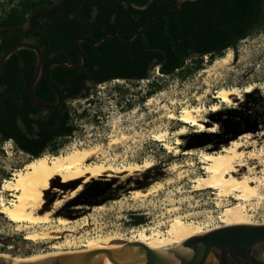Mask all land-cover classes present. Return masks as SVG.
I'll return each instance as SVG.
<instances>
[{
  "label": "rangeland",
  "instance_id": "rangeland-1",
  "mask_svg": "<svg viewBox=\"0 0 264 264\" xmlns=\"http://www.w3.org/2000/svg\"><path fill=\"white\" fill-rule=\"evenodd\" d=\"M17 1L0 0V19L17 4ZM228 56L229 66L225 69L214 67L219 58L210 61L209 57H203L202 69L184 79H181L180 73L165 77L154 70L150 73L149 79L144 81H113L95 87L90 85L87 99L68 103L72 114L76 115L77 131L64 140L63 147L57 155L76 148H94L97 152L90 160L91 163L103 162L120 167L150 161L153 167L148 171L155 174L165 171V177L155 180L152 187L146 191L136 187L117 191L118 197L112 198L111 202L101 209L94 207L95 210L85 211L72 219L57 213L65 205H71V201L82 193L87 184L73 199L55 209L51 207L55 195L46 193L45 204L42 209L35 212V215L42 217L47 214L49 218L47 224L33 227L16 226L0 214V256L17 260L56 252L68 254L82 250L85 242L92 238L113 235L131 239L136 238L141 231L147 234L158 231L165 233L169 223L175 219L203 226H220L223 211L237 201L231 196L217 198L214 190L194 191L193 181L207 176L202 169L203 164L200 163L203 153H217L239 137L219 146L216 142L221 141L212 142L208 146L190 150V155H184L186 152L184 148L187 143L190 144L191 136L200 135L195 133V127L188 126L186 134L178 138L180 146L177 147V153L174 151L168 153L162 143L155 142L152 136L168 131L170 135L166 139L167 142L175 143L172 133L180 123L168 120L167 114L173 113L178 116L184 108L191 106L209 109L215 102L212 97L222 87L238 88L242 96L234 99L231 107L221 104L218 113L231 111L233 107L237 109L238 105H244V108H241L242 113L249 117L255 114L259 106L264 110V29L239 42L234 50L226 51L223 58ZM192 64L188 61L186 66L191 67ZM250 85L256 90L248 95L243 94ZM149 92H153V95L147 96ZM150 99L151 104L146 105ZM82 111H85V115L78 118ZM216 114L207 110L201 115V119L207 121L205 123L207 127H212L213 125L208 126L209 117ZM214 125L217 126L216 133L222 129L220 123ZM244 135H248L249 139L239 140L245 144L241 150L245 156L252 151H263L262 162L246 160L247 165L253 169L250 176L262 182L258 186L260 197L253 198L247 203L246 209L254 224L264 225V129L259 130L257 134L247 131ZM200 140L207 138H197L191 143L197 144ZM45 156L50 158L56 155L46 153ZM30 160L12 142L0 143V190L3 182L12 178L13 173L22 169ZM148 171L111 181H116L118 184L115 185L118 188L128 181L133 182L134 179L142 177ZM246 173V169H243L240 176ZM157 187L159 189H156ZM126 191L151 193L144 198L131 200L132 193ZM2 196L4 204L12 200L8 193H3ZM134 210L148 217L141 227L129 226L130 219L133 218L129 214ZM59 219L67 221V225L59 226L57 224ZM31 232L48 234L49 237L38 241L25 240L24 237ZM261 253H264V249Z\"/></svg>",
  "mask_w": 264,
  "mask_h": 264
},
{
  "label": "trees",
  "instance_id": "trees-1",
  "mask_svg": "<svg viewBox=\"0 0 264 264\" xmlns=\"http://www.w3.org/2000/svg\"><path fill=\"white\" fill-rule=\"evenodd\" d=\"M262 29L264 0H18L0 19V56L26 40L41 50L44 68L54 61L81 64L74 49L79 38L96 44L110 33L126 43L142 33L126 46L108 36L97 48L79 43L83 69L52 67L49 72L62 97L61 107L52 111L36 108L27 95L35 54H13L0 73V143L12 142L31 160L57 155L77 131L76 115L67 104L87 99L90 85L144 81L154 70L165 77L180 73L184 79L202 69L203 57L222 58ZM33 96L46 105L57 101L43 77Z\"/></svg>",
  "mask_w": 264,
  "mask_h": 264
},
{
  "label": "bare ground",
  "instance_id": "bare-ground-1",
  "mask_svg": "<svg viewBox=\"0 0 264 264\" xmlns=\"http://www.w3.org/2000/svg\"><path fill=\"white\" fill-rule=\"evenodd\" d=\"M228 60L229 56L219 58L215 62L214 67L225 69L229 66ZM255 90L256 88L250 85L246 87L243 94L248 95ZM240 96L242 95L238 88L222 87L212 97L215 102L209 109L191 106L184 108L178 116L173 113L167 114L168 120L180 123V126L172 133V136L175 137V143L167 142L166 139L170 135L168 131L154 134L152 138L155 142L162 143L163 148L168 153L171 151L178 152L177 147L180 146L178 138L186 134L188 126L195 127V133L200 134L197 137H191L189 145L197 138L203 139L206 137L207 140H211L210 137L216 133L217 126L207 127L205 125L207 121L202 120L201 115L207 110L210 113L218 114L221 110V104L231 107L233 106V100L241 98ZM151 101L150 99L146 105H150ZM239 139H249V136L244 135L239 137L238 140L231 142L229 146L223 147L217 153H203L200 157V163L203 164L204 167L202 169L207 176L199 177L193 181L194 191L214 190L216 191L217 198L231 196L237 201L233 206L223 211L220 218V226H203L175 219L169 223L165 233L158 231L147 234L145 231H141L137 234L136 238L132 237L131 239L113 235L92 238L85 242L82 250L73 251L72 253H82L105 248L118 251L124 248L122 243H137L151 250L165 251L180 248L184 242L191 238L199 237L224 227L240 225L260 226L251 221L247 213L246 204L250 203L253 198L260 197L258 186L262 182L260 179L250 176L253 169L247 165L246 160L262 162L261 156L263 155V151H252L248 156H245V153L241 151L245 144ZM96 152L94 148H76L50 158L43 155L40 158L28 161L22 169L13 173L12 178L3 182L0 190V214L16 226L27 225L33 227L47 224L49 220L47 214L42 217L35 215L37 210L43 208L46 193H53L57 197L53 205H51L52 209H55L62 203L73 199L83 186L93 180L130 177L134 173H144L153 167V163L150 161L120 167L103 162L91 163L90 160L95 156ZM183 154L190 155L191 151H186ZM243 169H246L247 173L240 176ZM156 189H159V187ZM3 193H8L12 197V200L8 204H4ZM150 193L151 191H135L131 195V200L144 198ZM57 224L65 227L67 221L59 219ZM48 237V234L31 232L24 239L38 241ZM56 255L62 254L61 252H56L55 254L36 255L26 259L8 260L15 264L31 263ZM260 257L264 261V253H261ZM97 261L99 264H109L104 257L99 255H97Z\"/></svg>",
  "mask_w": 264,
  "mask_h": 264
},
{
  "label": "water",
  "instance_id": "water-1",
  "mask_svg": "<svg viewBox=\"0 0 264 264\" xmlns=\"http://www.w3.org/2000/svg\"><path fill=\"white\" fill-rule=\"evenodd\" d=\"M160 15L157 13L155 18ZM142 30L137 31L126 43H121L113 34H105L98 43L94 44L90 39L79 38L74 44V49L78 54L81 64L73 65L68 62L54 61L44 68L41 50L30 42H23L9 48L0 56V73L9 58L20 50H30L35 54L36 62L33 75L28 84L27 95L33 106L41 110L52 111L59 109L62 105V97L50 79L49 72L52 67H62L67 70H80L85 67V57L78 45L81 42L87 43L91 47H99L106 36L113 38L119 45H129ZM44 78L47 86L55 94L57 101L54 105H46L39 102L33 96V90L37 82ZM223 115L222 112L209 117L208 126L219 124L220 120L216 116ZM241 132L233 133L231 138L217 142V146L228 144L236 139ZM199 135L191 136L197 137ZM214 137L217 135H213ZM212 143V140H202L197 144H187L184 151L195 148H202ZM122 250L105 248L91 250L82 253H68L52 256L40 261L20 264H99L97 255L104 257L109 264H264L260 254L264 249V225L260 226H231L214 230L205 235L194 237L184 242L180 248H173L165 251L151 250L137 243H122ZM0 264H15L8 259L0 257Z\"/></svg>",
  "mask_w": 264,
  "mask_h": 264
},
{
  "label": "flooded vegetation",
  "instance_id": "flooded-vegetation-1",
  "mask_svg": "<svg viewBox=\"0 0 264 264\" xmlns=\"http://www.w3.org/2000/svg\"><path fill=\"white\" fill-rule=\"evenodd\" d=\"M242 107L244 108V105H238L237 109L233 107V109H230L231 111H222L223 115L219 117L222 129L217 131V136L211 137L212 142L215 143L216 141H223L226 138H229V136L233 135V131L241 132V134L238 136L240 137L247 131L257 134L259 130L264 129L263 108L259 106V109L255 112V114L249 117L247 114L242 113ZM243 126H245L244 129H242ZM230 131L232 133H229ZM164 177L165 171H162L161 174H158V172L155 174L153 171H148L142 177L134 179L133 182L128 181L118 188L115 185L117 183L116 181L107 179L91 181L84 187L82 193L77 195V197L71 201V205H65V207H63L57 214L68 219L79 217L81 214L85 213V211H93L95 210L94 207L101 209L102 206L110 203L112 198L118 197L116 195L117 191H122L133 187L146 191L147 188L149 189L152 187V183H154L155 180L163 179ZM126 193L131 194L132 192L126 191ZM54 197L56 200L57 197ZM129 215L133 217L130 219L129 223V226L132 227H141L143 224H145V220L148 219V217H145V214L135 212V210L131 211ZM137 220H141L142 223L134 225L133 223Z\"/></svg>",
  "mask_w": 264,
  "mask_h": 264
}]
</instances>
